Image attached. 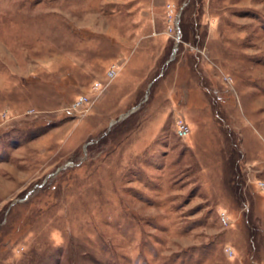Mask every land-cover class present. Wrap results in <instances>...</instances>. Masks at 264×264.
Returning <instances> with one entry per match:
<instances>
[{
  "label": "rangeland",
  "instance_id": "obj_1",
  "mask_svg": "<svg viewBox=\"0 0 264 264\" xmlns=\"http://www.w3.org/2000/svg\"><path fill=\"white\" fill-rule=\"evenodd\" d=\"M0 264H264V0H0Z\"/></svg>",
  "mask_w": 264,
  "mask_h": 264
},
{
  "label": "built area",
  "instance_id": "obj_2",
  "mask_svg": "<svg viewBox=\"0 0 264 264\" xmlns=\"http://www.w3.org/2000/svg\"><path fill=\"white\" fill-rule=\"evenodd\" d=\"M189 126L187 124H182L180 127V131L184 134V133H188L189 131Z\"/></svg>",
  "mask_w": 264,
  "mask_h": 264
}]
</instances>
